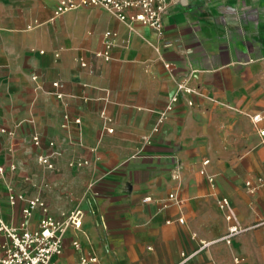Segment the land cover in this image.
Instances as JSON below:
<instances>
[{
	"label": "crops",
	"instance_id": "1",
	"mask_svg": "<svg viewBox=\"0 0 264 264\" xmlns=\"http://www.w3.org/2000/svg\"><path fill=\"white\" fill-rule=\"evenodd\" d=\"M57 6L0 0L5 222L17 225L25 206L8 201L14 190L43 197L55 215L81 208L85 231H69L63 262L78 259L73 238L88 253L104 229L124 237L104 264H264V0H178L163 33L103 7L55 17ZM107 32L117 34L109 59L97 55ZM48 154L54 170L38 163ZM223 198L257 227L201 248L229 229ZM40 218L38 209L31 225Z\"/></svg>",
	"mask_w": 264,
	"mask_h": 264
},
{
	"label": "built area",
	"instance_id": "2",
	"mask_svg": "<svg viewBox=\"0 0 264 264\" xmlns=\"http://www.w3.org/2000/svg\"><path fill=\"white\" fill-rule=\"evenodd\" d=\"M178 0H58V6L55 10V17H59L69 11L90 8L103 7L110 11L120 22L133 25L140 23L153 31L163 33L165 30V20L169 14L171 6ZM117 34L107 32L105 34V51L98 53L99 57L110 58V52ZM82 66L86 63L82 62ZM170 65H166L169 68ZM36 80L37 77L33 76ZM53 87L61 88L62 83L55 81ZM178 91L191 94V89L183 84L178 85ZM180 95L176 94L166 107V111L174 110L179 102ZM189 105H192L189 102ZM255 121H260L256 116ZM65 121H69V116H65ZM77 125H81V119L75 120ZM5 132V130H2ZM264 137V131H262ZM33 144L36 147L42 146L40 135L33 136ZM50 147L55 143L50 142ZM52 154L41 155L38 157V163L48 170H54L55 164L51 158ZM208 161L205 162L207 164ZM11 171H15L17 166L11 164ZM6 170L0 166V176L4 175ZM213 181V179H210ZM263 183L262 179H259ZM251 194L255 193L256 186L252 181L246 182ZM0 185V200L3 193ZM8 201L15 204L18 200L25 203L21 211L20 221L17 225H9L3 219V208L0 203V264H101V259L96 254L86 253L79 239H72V246L78 253V259L74 262H63L65 250V240L69 231L83 233L84 213L80 209L61 211L55 215L51 211V205L41 196L28 197L25 193H16L9 190ZM174 199V195H170ZM146 200H149L148 198ZM220 208L225 212V218L229 222V229L225 235L210 242L202 243L201 248L211 246L218 242L231 244L235 237L257 227H244L238 220L236 211L232 208L227 198L221 199ZM39 209L41 218L39 223L33 227L31 225L34 213ZM182 222L181 219H179ZM184 261H187L191 255L183 254ZM227 264H244V259L235 257Z\"/></svg>",
	"mask_w": 264,
	"mask_h": 264
},
{
	"label": "rangeland",
	"instance_id": "3",
	"mask_svg": "<svg viewBox=\"0 0 264 264\" xmlns=\"http://www.w3.org/2000/svg\"><path fill=\"white\" fill-rule=\"evenodd\" d=\"M74 209H81V208H77L78 206L75 205H70L67 204V209H65V211H69L72 210L71 208ZM65 208V207H64ZM103 220H99L98 224L101 226L102 225ZM85 231V230H84ZM80 239L83 241H86V238L82 235H80ZM124 237H121L119 235H107V231L106 230H102V232L96 237L94 238V240L92 239V237L89 236L88 240L90 242H92V246L89 242L88 245H84L85 250L88 253L91 254H96L99 259L103 260V264H104V258L107 256H115V250H116V246L122 242L121 240H123ZM94 241V242H93ZM93 243L95 244V246L93 245Z\"/></svg>",
	"mask_w": 264,
	"mask_h": 264
}]
</instances>
